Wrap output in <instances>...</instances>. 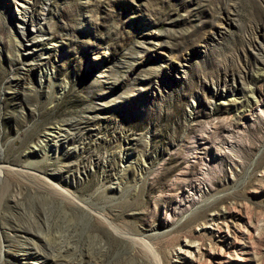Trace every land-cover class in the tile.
Wrapping results in <instances>:
<instances>
[{
	"label": "rangeland",
	"instance_id": "obj_1",
	"mask_svg": "<svg viewBox=\"0 0 264 264\" xmlns=\"http://www.w3.org/2000/svg\"><path fill=\"white\" fill-rule=\"evenodd\" d=\"M27 6L19 47L0 0V264H264V0Z\"/></svg>",
	"mask_w": 264,
	"mask_h": 264
},
{
	"label": "bare ground",
	"instance_id": "obj_2",
	"mask_svg": "<svg viewBox=\"0 0 264 264\" xmlns=\"http://www.w3.org/2000/svg\"><path fill=\"white\" fill-rule=\"evenodd\" d=\"M13 1L17 5H20L21 6V15H22V19L20 21H18V23H20L22 25L21 26L22 27L21 33L19 35L18 34H15L16 36H15L14 39H15V43L19 47H21V46L24 47L25 46V42L24 41H30V40H32V39H30V35H28V29L26 28L27 27L26 25L28 23L31 24V26H32V30L31 31L42 32L44 30V28L41 26L40 23H41L42 20L45 19L44 18V14H45L44 9L45 8H42V11L36 16V15H34L30 11L29 7L27 6L28 0H13ZM41 34H42V36L44 35V33H41ZM27 43L28 42H26V44ZM148 47L146 46V48H148ZM50 64H51V57H50V53L48 51H43V52H41L39 54L38 53H33V55L31 56V62L26 67V70L28 72H32L37 67L48 66ZM107 75H109V74H107ZM25 78H26L25 76L18 77L17 78L18 83H20L21 85L27 83L26 82L27 79H25ZM44 78H47V74H45ZM62 132H63V130H62L61 126L59 125V127H56V125H55V128L50 129V131L47 133L51 137L49 140H53V142L57 143L59 141V136L62 134ZM0 160H1V157H0ZM0 170H1V165H0ZM54 188H57V186H55ZM120 236H121V238L124 239L125 242L126 241L127 242H130L132 245H136V246L143 245L145 247L148 246V242L143 237H140V236H137V235L128 236V235L123 234V233ZM230 239H225V246L228 249L231 248V247H235L236 249H239L240 251H242L244 249V246L245 245L243 243H241L239 241H236V240L235 241L234 240L232 241ZM70 248H72V246L69 245V244L67 246H65L63 248V253L64 252L67 253L68 251H71ZM89 251L90 250L86 251V250H83L81 248H78V249H75V251H72V252H74V254H73L74 255V258H75V260L77 259L78 264L79 263L80 264H82V263L83 264H102L100 262L101 259L100 260L99 259L98 260L97 259L94 260L92 254H91L92 257H90ZM33 253H36V251L33 252ZM54 256L55 255L49 257V260L45 261V264H66L67 261L63 260L62 258H59V259H57V257L54 258ZM154 257H155V255H154ZM69 262H71V261H69ZM67 264H69V263H67Z\"/></svg>",
	"mask_w": 264,
	"mask_h": 264
}]
</instances>
